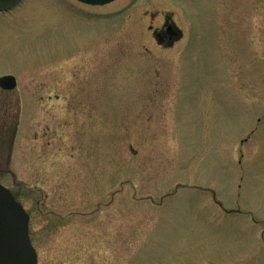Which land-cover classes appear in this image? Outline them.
<instances>
[{"label": "rangeland", "instance_id": "374dc122", "mask_svg": "<svg viewBox=\"0 0 264 264\" xmlns=\"http://www.w3.org/2000/svg\"><path fill=\"white\" fill-rule=\"evenodd\" d=\"M5 76L0 185L38 264H264V0H23Z\"/></svg>", "mask_w": 264, "mask_h": 264}, {"label": "water", "instance_id": "95a60500", "mask_svg": "<svg viewBox=\"0 0 264 264\" xmlns=\"http://www.w3.org/2000/svg\"><path fill=\"white\" fill-rule=\"evenodd\" d=\"M91 7H102L116 0H75ZM23 0H0V13H7ZM180 37L179 33L175 37ZM0 88L13 91L16 80L12 76L0 78ZM29 216L11 192L0 185V264H36V254L28 234Z\"/></svg>", "mask_w": 264, "mask_h": 264}, {"label": "flooded vegetation", "instance_id": "af4514ba", "mask_svg": "<svg viewBox=\"0 0 264 264\" xmlns=\"http://www.w3.org/2000/svg\"><path fill=\"white\" fill-rule=\"evenodd\" d=\"M176 33H177V31L174 30L168 22H165L159 30H155L154 37H155L156 41L158 42V44H160L161 46L171 47L180 38V37L178 38V36L175 37ZM0 90L2 92H9V91H5L1 88H0ZM29 239H30V237H29ZM30 243H31V240H30ZM31 246L35 251L36 259H37L36 264H38V262H39L38 252H37L36 248H34L32 243H31Z\"/></svg>", "mask_w": 264, "mask_h": 264}]
</instances>
